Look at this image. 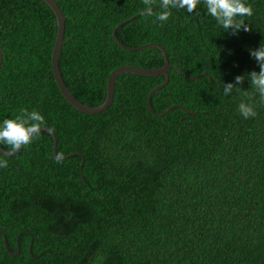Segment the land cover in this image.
Instances as JSON below:
<instances>
[{
	"label": "trees",
	"instance_id": "16d2710c",
	"mask_svg": "<svg viewBox=\"0 0 264 264\" xmlns=\"http://www.w3.org/2000/svg\"><path fill=\"white\" fill-rule=\"evenodd\" d=\"M54 1L64 18L58 67L76 99L101 104L117 66L164 64L155 45L114 40L124 19L117 39L161 44L169 79L150 109L165 75L119 73L111 104L82 112L53 75L50 7L0 0V123L39 111L64 156L56 162L43 129L0 153V264H264V105L256 94L257 115L244 118L250 81L228 96L222 86L259 71L250 49L264 42V0H245L251 31L236 34L203 0L191 13L171 8L166 22L143 16L142 0Z\"/></svg>",
	"mask_w": 264,
	"mask_h": 264
},
{
	"label": "clouds",
	"instance_id": "9594fccd",
	"mask_svg": "<svg viewBox=\"0 0 264 264\" xmlns=\"http://www.w3.org/2000/svg\"><path fill=\"white\" fill-rule=\"evenodd\" d=\"M145 17L155 16L157 21L166 22L171 16V8H183L189 13L196 10L201 0H142ZM208 15L213 17L217 24L226 31L231 30L233 34L241 29L245 32L251 31V26L245 23L242 17L252 16L253 8L245 0H203ZM162 9L154 11L156 6ZM241 17V19H237ZM250 54L258 63L259 71H251L246 75H237L234 83H223L224 95L228 96L235 89L240 91L245 77L250 81L254 93L244 92L246 100H242L238 105V112L244 118H251L257 115L256 94L259 103L264 105V42L259 48L250 49ZM46 125L45 117L37 110L29 111L27 108L21 109L15 119H5L0 123V145H7L8 154L19 151L23 146L29 145L34 139H39L42 126ZM63 153L55 155L56 162H60ZM8 161L0 159V168H6Z\"/></svg>",
	"mask_w": 264,
	"mask_h": 264
},
{
	"label": "water",
	"instance_id": "95a60500",
	"mask_svg": "<svg viewBox=\"0 0 264 264\" xmlns=\"http://www.w3.org/2000/svg\"><path fill=\"white\" fill-rule=\"evenodd\" d=\"M42 1H44L50 7V9L52 10V12L54 14L55 20H56L55 37H54V41H53V45H52V49H51V54H50V64H51V68L53 71V75H54L55 81H56L57 86H58L59 90L61 91V93L75 108H77L78 110L85 112V113H97V112H100V111L106 109L111 104V102L113 100V90H114L115 77L119 73L131 71V72L142 73V74H160L161 73V74L165 75L164 80L162 82H160L159 84L155 85L149 91V93L147 95V105L151 109L150 99H151L153 92L155 90H157L158 88L164 86L168 82V79H169V72L167 71V68L171 64L169 63L167 52L161 44L154 42V41L143 42V43H140V44L134 45V46L127 45L125 43L123 44L120 40L117 39V37L115 35V30L121 24V22L125 21L126 19L117 23L112 29V37L122 48L133 49V48H138V47H142V46H146V45H155L160 50H162V52H163L164 64L159 66V67H144V66H139V65H134V64L120 65V66L115 67L109 73L108 78H107V90H106L105 100L101 104L96 105V106L86 105V104L82 103L81 101H79L78 99H76L71 94V92L68 90L67 86L65 85V82L63 81L60 69L58 67L57 58H58L59 48H60V45L62 42L63 28H64V18L62 16V13H61L58 5L56 4V2L54 0H42ZM0 62H1V49H0ZM179 69H181V68H179ZM173 105H175V104H173ZM173 105H171V106H173ZM171 106H169L165 111L169 110ZM165 111L160 112L159 114H162ZM42 129L47 131L51 135L52 154H53V156H55L56 153H55V149H54V146H55L54 133L47 127H42ZM8 152L9 151L3 150L0 147V153H2L4 155H10V154H8ZM0 232H2L1 229H0ZM3 239H4V235H3ZM5 247H6V243H5ZM16 252H17V250L13 251L11 253H16Z\"/></svg>",
	"mask_w": 264,
	"mask_h": 264
}]
</instances>
